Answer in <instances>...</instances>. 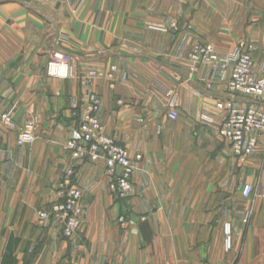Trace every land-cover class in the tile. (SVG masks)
Here are the masks:
<instances>
[{
    "label": "crops",
    "instance_id": "1",
    "mask_svg": "<svg viewBox=\"0 0 264 264\" xmlns=\"http://www.w3.org/2000/svg\"><path fill=\"white\" fill-rule=\"evenodd\" d=\"M231 5L0 0V111L16 124L0 125V264H264V137L240 162L220 135L216 105L228 98L225 88H207L214 76L207 67L189 72L195 45L227 54L242 42L235 17L243 13L245 25L248 12ZM255 6L264 14V0ZM252 27L243 38L260 72L264 50L254 45H264V20L258 36ZM63 55L71 57L74 77H49L50 62ZM113 67L114 82L107 78ZM92 71L98 75L85 84ZM168 92L179 99L175 122L167 117ZM89 93L101 100L104 133L142 160L134 163L125 200L111 193L104 161L76 165L83 226L67 239L54 218L41 225L38 212L58 201L59 183L77 163L65 147L79 136ZM236 101L264 109L256 100ZM28 120L37 124L38 139L19 146ZM247 184L255 189L248 200ZM145 221L151 242L141 230Z\"/></svg>",
    "mask_w": 264,
    "mask_h": 264
},
{
    "label": "built area",
    "instance_id": "2",
    "mask_svg": "<svg viewBox=\"0 0 264 264\" xmlns=\"http://www.w3.org/2000/svg\"><path fill=\"white\" fill-rule=\"evenodd\" d=\"M172 27L177 30V24ZM190 77L201 67L212 71L213 81L207 84L209 90L216 86L225 88L227 99L218 100L216 109L223 115L220 127L221 137L228 143L232 153L240 162H246L259 145V137H264V109L258 106H240L237 99L256 100L264 103V63L260 72L255 69V60L246 51V43H239L234 50L221 54L212 44H197L189 53ZM71 57L63 55L50 62L48 76L51 78L69 80L74 77V67ZM116 67L108 73L107 78L116 80ZM92 71L83 82L89 83L96 77ZM114 87V83L112 84ZM167 117L175 122L179 118V99L173 92H168ZM101 107L100 98L89 93L83 102V118L80 123L79 136L71 139L66 150L75 161L99 162L104 161L111 179L110 191L118 200H125L132 192V180L135 173V161L142 160L141 155L132 158L129 150L119 145L114 139L104 133L98 118ZM0 124L14 130L16 124L9 113H0ZM38 139V127L32 120H28L18 135L19 146L31 145ZM3 150L0 147V157ZM78 165V163L76 164ZM76 167L70 169L67 176L58 186V201L50 209L38 212L39 222L54 218L63 228L67 239L73 238L83 226V209L81 204L82 192L76 184ZM255 193L251 184L244 187L243 197L250 199ZM121 224L124 218L119 219ZM225 251L230 252L233 246L232 224L224 226Z\"/></svg>",
    "mask_w": 264,
    "mask_h": 264
},
{
    "label": "rangeland",
    "instance_id": "3",
    "mask_svg": "<svg viewBox=\"0 0 264 264\" xmlns=\"http://www.w3.org/2000/svg\"><path fill=\"white\" fill-rule=\"evenodd\" d=\"M228 1H230V4H232L231 6L235 9L237 6H238V11H240V10H242V8H243V10H246L248 13H247V21H246V23H245V25H242V22H241V17H242V15H243V13H240V12H238V15L235 17V21L237 20L238 22L235 24V22H233L234 24H235V28H238V32H239V39H240V41H243L244 43H246V48H247V44H248V40L247 39H245V38H243V37H246V38H248V33H247V30H250L251 28H253L252 26L254 25L255 27H254V34H255V36H258L257 34L259 33V30L256 28L257 26H261V23L263 22V20H264V14H257L256 13V1L257 0H215V4L217 5V6H220V5H227L228 4ZM253 13H254V15H253ZM246 18V17H245ZM258 19V20H257ZM175 30V29H174ZM260 34H261V31H260ZM250 35H251V33H250ZM262 37L264 38V31H262ZM249 39V38H248ZM245 40V41H244ZM250 42L252 43V41L250 40ZM254 42V41H253ZM239 43H241V42H239ZM254 44V43H253ZM256 45H254V47L256 46V48H257V51L258 52H260V50H264V45H259L258 43H255ZM237 45H238V43H237ZM236 45V46H237ZM248 48H249V46H248ZM235 49V48H234ZM233 49V50H234ZM256 51V52H257ZM262 52V51H261ZM249 53V52H248ZM189 58V57H188ZM0 113H7V112H2V111H0ZM0 125H2L3 127H5L6 129H7V127L5 126V125H3V124H0ZM37 125V124H36ZM38 127V126H37ZM38 135H39V131H38ZM34 144V143H33ZM68 144V143H67ZM32 145V144H31ZM26 146V145H25ZM67 146V145H66ZM1 147V146H0ZM1 149H2V147H1ZM65 149H66V147H65ZM3 150V149H2ZM3 154H4V150H3V153H2V156H3ZM1 156V157H2ZM0 157V158H1ZM77 163H82V162H80V161H76ZM76 163V164H77ZM76 164L75 165H73L72 166V168L73 167H76ZM71 168V169H72ZM66 176H67V174H66ZM65 176V177H66ZM64 177V178H65ZM63 178V179H64ZM63 179L60 181V183L63 181ZM59 183V184H60ZM80 188V187H79ZM81 190V189H80ZM82 192V191H81Z\"/></svg>",
    "mask_w": 264,
    "mask_h": 264
},
{
    "label": "water",
    "instance_id": "4",
    "mask_svg": "<svg viewBox=\"0 0 264 264\" xmlns=\"http://www.w3.org/2000/svg\"><path fill=\"white\" fill-rule=\"evenodd\" d=\"M141 230H142L145 241L151 242L152 232H151V228L149 226V223L147 221H145L141 224Z\"/></svg>",
    "mask_w": 264,
    "mask_h": 264
}]
</instances>
